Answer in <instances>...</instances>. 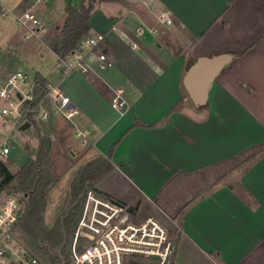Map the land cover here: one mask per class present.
I'll return each instance as SVG.
<instances>
[{"label":"crops","instance_id":"1","mask_svg":"<svg viewBox=\"0 0 264 264\" xmlns=\"http://www.w3.org/2000/svg\"><path fill=\"white\" fill-rule=\"evenodd\" d=\"M49 2L0 0V11H33L43 26L51 24L44 41L62 24L66 5L80 0L60 1L57 10ZM93 4L89 35L106 32L93 52L105 47L120 71L93 62L63 89L81 114L73 125L91 130L86 141L96 157L117 141L96 190L167 227L169 264H264V0ZM164 9L170 25L157 19ZM112 30L124 40V70ZM246 48L216 72L206 102L194 103L184 84L189 67ZM116 87L126 100L122 112L110 105ZM135 120L144 125L132 126Z\"/></svg>","mask_w":264,"mask_h":264},{"label":"built area","instance_id":"2","mask_svg":"<svg viewBox=\"0 0 264 264\" xmlns=\"http://www.w3.org/2000/svg\"><path fill=\"white\" fill-rule=\"evenodd\" d=\"M7 10H1V14L5 15ZM16 15L19 22L31 29L32 33L39 28L45 32L46 28L30 9ZM157 19L165 25L173 22L168 9L162 10ZM142 31L140 28L139 32ZM105 39L106 32L91 34L83 41L86 50L81 45L80 51L57 59L55 67L61 71L63 78L88 73L93 70V62L97 63L99 69L113 67V60L105 50L93 52ZM30 78L27 71L18 69L0 87V99L5 101L0 107V160L8 159L12 150L18 148L15 137L29 115L37 121H45L49 115L44 108L46 102L53 112H63L66 118L77 113V108L71 106L72 100L64 93L60 83L52 85L48 81L42 99L35 106H30L34 78L22 87ZM110 105L116 111H123L126 100L121 87L114 89ZM88 132V129L75 132L80 144L86 142ZM23 206L20 198L11 193L0 199V264H41L40 259L29 251L17 234L16 223ZM173 251L174 242L168 229L156 217L146 215L139 218L96 189L84 190L70 234L68 252L71 264H132L133 258L152 260L153 264H169Z\"/></svg>","mask_w":264,"mask_h":264},{"label":"rangeland","instance_id":"3","mask_svg":"<svg viewBox=\"0 0 264 264\" xmlns=\"http://www.w3.org/2000/svg\"><path fill=\"white\" fill-rule=\"evenodd\" d=\"M49 1V9L57 10L60 1L63 0H54V4L53 0ZM49 26H51V24L47 27ZM43 27L46 28L45 32L41 31L39 28L32 33L31 29L24 27L19 22L16 13L7 10L6 14L2 15L0 11V87L11 73L18 69H22L27 71L31 77L22 87L29 84L31 79L34 78V74L39 72L52 85L60 83V87L63 89L64 82H66L69 77L64 79L61 71L55 67V55L41 38L43 33H49L47 27ZM113 34L116 35L119 45L116 47H118L119 52L122 54L116 51L119 55L117 62L124 70V40L119 37V33L116 30L110 32L109 38H111ZM127 43L131 47V42ZM131 49L133 48L131 47ZM113 67L117 68V71H120L118 66L115 65V61H113ZM112 68H109V70ZM124 88L125 86H123V89ZM125 95L128 101V97L131 96L130 91L125 89ZM4 104L5 101L0 99V107ZM44 108L49 113L45 122L51 130L50 134L43 135L36 118L29 115L24 122H29L30 126L20 131L15 137L18 148L13 149L10 153V157L2 161L11 172H17L27 158H35L36 151L41 148L42 144L45 145L46 148L44 150L47 151L46 157H49V162L44 164V168L52 176L53 181L47 191L44 221L47 225H52L59 215V211L66 204V200L69 196L70 181L74 171L87 161L95 158L96 155L90 147V142L86 141L84 144H80L78 136L75 134L79 126H74L73 123H75L81 115L78 111L73 117L66 118L63 112H53L50 104L47 102ZM81 119L84 120V117L82 116ZM90 131L91 130H89V133ZM87 136H89V134ZM25 145H27V148H25ZM95 183L96 179L92 180V182L90 181L86 189H96ZM7 193H11L19 198L22 197L20 191L5 188V190L0 193V199H3ZM128 210L136 215V210H133V206L128 207ZM133 260L132 264H153V261L148 259L133 258Z\"/></svg>","mask_w":264,"mask_h":264},{"label":"trees","instance_id":"4","mask_svg":"<svg viewBox=\"0 0 264 264\" xmlns=\"http://www.w3.org/2000/svg\"><path fill=\"white\" fill-rule=\"evenodd\" d=\"M95 1L80 0L77 5L68 3L62 24L55 27L57 32L44 37V42L57 55V59L79 51L84 37L89 36L92 27L91 12ZM247 50L248 48L230 53V56H243ZM46 82V78L41 73L34 74L33 97L30 106H35L42 99L46 92ZM180 103L181 100L170 108V112ZM139 124L144 125L135 120L132 126ZM116 143L117 141L110 146L105 156H97L74 171L66 204L61 208L52 225H47L44 221L47 191L53 181L43 165V161L47 159L45 145L42 144L41 148L36 151L35 158H27L17 172H11L0 160V193L5 188L22 193L20 200L24 206L16 223L17 234L29 251L40 259L41 264H71L68 246L82 194L90 181L99 178L111 167L110 157ZM117 203L124 206L121 202Z\"/></svg>","mask_w":264,"mask_h":264},{"label":"water","instance_id":"5","mask_svg":"<svg viewBox=\"0 0 264 264\" xmlns=\"http://www.w3.org/2000/svg\"><path fill=\"white\" fill-rule=\"evenodd\" d=\"M86 37H84V40ZM81 48L79 49V51ZM230 55H219L211 59L200 57L192 64L184 76V84L188 90L189 95L196 104H203L206 102L207 89L210 82L213 80L216 72L230 59ZM71 106L74 104L71 103ZM43 135H49L51 130L45 121H38ZM30 126L29 122H24L20 126L23 131ZM27 148V145H25ZM49 162V157L43 161V165Z\"/></svg>","mask_w":264,"mask_h":264}]
</instances>
